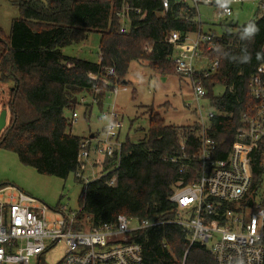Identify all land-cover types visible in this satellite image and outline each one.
Returning <instances> with one entry per match:
<instances>
[{"label": "trees", "instance_id": "1", "mask_svg": "<svg viewBox=\"0 0 264 264\" xmlns=\"http://www.w3.org/2000/svg\"><path fill=\"white\" fill-rule=\"evenodd\" d=\"M20 16L12 21L10 35L0 30V82L10 84V122L0 135V148L17 154L20 162L38 173L82 181L79 154L85 138L69 132L73 113L84 92L101 106L114 85L126 84L133 62L154 73L175 74L174 46L167 38L203 29L197 7L170 0L165 12L161 0H16ZM128 4L141 13L128 12L129 33H121L117 13ZM144 15V17H143ZM200 20V21H199ZM217 36L206 53L219 66L212 75H194L201 81L214 116L208 133L217 143L215 159L228 156L243 114L254 111L258 101L250 93V81L263 62L264 17L240 24H209ZM258 27L253 33L251 28ZM215 28V29H213ZM101 35L98 62L67 56L62 49ZM113 69L115 76L108 75ZM96 75L97 80L89 77ZM102 79H107L104 84ZM190 79V80H191ZM217 86L224 92L215 95ZM87 111L91 106H86ZM66 111H72L67 118ZM149 126L137 142L127 138L116 158L105 163L106 175L85 183L80 196L76 229L113 223L119 215L158 220L160 225L141 229L133 240L142 246V264H216L205 246L189 240L182 227L171 223L178 206L171 201L177 183L197 177L201 150V126L192 129L168 125L159 113L149 112ZM96 135V134H94ZM252 185L243 204L257 200L264 205V145L251 153ZM185 166L183 172L180 170ZM114 183L111 184V181ZM2 186H0L1 188Z\"/></svg>", "mask_w": 264, "mask_h": 264}, {"label": "built area", "instance_id": "2", "mask_svg": "<svg viewBox=\"0 0 264 264\" xmlns=\"http://www.w3.org/2000/svg\"><path fill=\"white\" fill-rule=\"evenodd\" d=\"M178 1L197 7L199 18V6L207 5L216 8L218 20L228 22L235 15L234 6L242 7L247 3L256 6L255 17H264V0ZM161 2L165 12L168 11L170 0ZM130 11L141 13L140 9L130 8L128 4L117 13L123 34L130 31ZM216 36L215 31L204 32L202 28L187 34L170 32L167 41L174 46L172 63L176 72L189 80L197 74L207 78L216 72L219 62H210L206 55ZM108 75L115 76L114 70L109 69ZM89 77L98 79L93 74ZM102 81L108 84L107 79ZM190 82L194 101L199 103L207 92L200 80L191 79ZM118 93L119 85L116 84L110 94L116 97ZM250 93L259 104L253 112L243 114V125L237 129L224 159L214 158L217 143L208 133V123L198 108L202 124L197 177L190 183H177L171 197L178 206L177 217L171 223L182 227L189 248L194 244L205 246L216 264H264V205L262 200L252 205L243 204L252 185L251 153L257 146L264 145V59L250 81ZM214 115L213 110L209 112L208 121ZM77 117L73 113L74 122ZM103 117L108 122L105 136L94 144L90 140L81 143L79 162L83 172L88 168L91 151L96 155L97 164L106 158H116L117 164L112 170L118 167L122 147L117 127L119 115L112 109ZM184 169L185 166L180 171ZM106 173L102 171L94 179ZM77 176L84 177L81 173ZM78 211H52L23 191L0 188V264H31L33 260L36 264H47L43 261L44 253L59 242H64L67 248L59 264H142L143 249L133 240L134 234L161 224L158 220L139 221L119 215L113 223L77 230Z\"/></svg>", "mask_w": 264, "mask_h": 264}, {"label": "rangeland", "instance_id": "3", "mask_svg": "<svg viewBox=\"0 0 264 264\" xmlns=\"http://www.w3.org/2000/svg\"><path fill=\"white\" fill-rule=\"evenodd\" d=\"M15 1L0 0V30L5 36L10 35L12 21L20 16ZM216 11L215 7L199 6L200 19L205 23L204 32L211 29L209 24L220 22ZM234 11L235 22L243 24L255 18L256 6L250 3L242 7L236 5ZM100 38L99 33H92L85 42L67 46L62 51L67 56L98 62ZM125 80H127L126 84L119 85L118 95L115 97L113 94H107L101 106L95 102L90 93L81 94L80 105L74 110L78 117L72 123L69 132L94 144L97 139L105 136L108 122L103 116L112 109L119 115L117 127L121 143L127 138L137 142L144 136L149 126V112L152 109L155 113H159L168 125L193 129L195 125L202 124L198 110L200 107L203 120L209 122L207 116L212 108L205 99L199 103L190 99L193 89L189 79L185 77L181 79L175 74L162 77L143 63L133 62ZM10 86L0 82V114L3 110H7V125L11 117L8 107ZM223 92L222 86H217L214 90L215 95H221ZM86 106H91L89 112ZM72 113L66 111L65 115L71 119ZM107 160L108 158L97 164L96 155L91 151L87 161L88 168L83 172V180L78 181L74 175L61 179L40 174L33 167L22 164L16 153L0 148V186L2 189L13 187L23 191L47 205L52 211L65 209L76 212L80 209L79 200L84 182L87 183L98 176L104 170ZM66 249L64 242L57 243L44 253L43 261L47 264H59L65 256ZM31 264H36V260Z\"/></svg>", "mask_w": 264, "mask_h": 264}, {"label": "water", "instance_id": "4", "mask_svg": "<svg viewBox=\"0 0 264 264\" xmlns=\"http://www.w3.org/2000/svg\"><path fill=\"white\" fill-rule=\"evenodd\" d=\"M7 110H3L0 114V135L7 126Z\"/></svg>", "mask_w": 264, "mask_h": 264}, {"label": "clouds", "instance_id": "5", "mask_svg": "<svg viewBox=\"0 0 264 264\" xmlns=\"http://www.w3.org/2000/svg\"><path fill=\"white\" fill-rule=\"evenodd\" d=\"M251 31H252L253 33H257V34H258L259 29H258V27H253V28H251Z\"/></svg>", "mask_w": 264, "mask_h": 264}, {"label": "crops", "instance_id": "6", "mask_svg": "<svg viewBox=\"0 0 264 264\" xmlns=\"http://www.w3.org/2000/svg\"><path fill=\"white\" fill-rule=\"evenodd\" d=\"M191 96H192V98L190 97V99H191V100H194V98H193V94H192V93H191ZM188 101H189V100H188ZM189 105H191V104H189Z\"/></svg>", "mask_w": 264, "mask_h": 264}]
</instances>
